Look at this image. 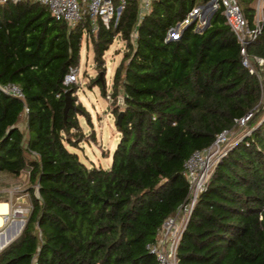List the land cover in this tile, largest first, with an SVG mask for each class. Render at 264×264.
Here are the masks:
<instances>
[{"label": "trees", "instance_id": "trees-1", "mask_svg": "<svg viewBox=\"0 0 264 264\" xmlns=\"http://www.w3.org/2000/svg\"><path fill=\"white\" fill-rule=\"evenodd\" d=\"M208 1L153 0L138 20L139 2L126 0L108 28L96 19L95 33L87 15L70 26L39 3L0 5V85H16L24 96L0 91V172L13 179L28 173L23 194L30 203L19 235L0 250V264H156L147 246L187 197L186 160L223 131L239 129L237 121L248 114V135L211 172L177 258L178 264H264V93L258 78L264 71L252 60L264 58V22L246 46L257 74L242 66L241 47L220 6L204 31L195 32L194 21L178 39L166 40ZM256 1L238 0L251 28ZM85 32L102 73L88 86L110 95L115 118L122 112L107 170L86 166L67 148L82 134L77 116L89 122L81 105L63 117L64 92L76 90L63 81L79 65ZM116 37L124 52L108 91L103 56Z\"/></svg>", "mask_w": 264, "mask_h": 264}, {"label": "built area", "instance_id": "built-area-1", "mask_svg": "<svg viewBox=\"0 0 264 264\" xmlns=\"http://www.w3.org/2000/svg\"><path fill=\"white\" fill-rule=\"evenodd\" d=\"M24 1H31L46 6L55 20L66 21L70 26H74L82 20L84 15H87L92 23L91 33H95L96 31L95 21L97 18H99L102 24L108 28L112 20H117L121 10L126 5V0H117V3L119 4L117 8L114 7L113 0H0V5L7 3L17 4ZM137 1L139 2L138 20H141L149 10L150 3L153 0ZM209 1L214 2L211 8L215 11L219 6L222 7V14L225 18V23L234 33L241 47L240 54L242 56V66L255 73L251 66L250 59L246 54V46L254 41L260 34L261 23L264 22L262 12L260 13V7L258 6L256 8L257 16L255 28H251L242 13L238 0ZM194 15L195 9L188 15V17H194L193 21H196V15ZM188 17L183 23L179 24V28L187 22ZM186 25H188V23ZM178 29H170L167 33L166 40H176L178 35H176L175 39H169L168 37L171 36L172 32H176ZM83 39L85 42L89 41V34L87 32L83 34ZM252 60L264 71V58L253 56ZM78 73L79 67L70 68L63 81L66 88H69L72 85L76 86L77 89L72 95H76L79 91ZM258 78L260 80L261 91L264 93V74L262 76L259 75ZM0 91L10 97L20 100L24 99L21 90L16 85H0ZM105 99L107 100L108 105L112 101L109 94ZM250 117L251 114H248L243 119L238 120L236 124L239 128L241 126L243 127ZM232 134L233 130L223 131L210 147L192 153V155L186 160L184 170L188 183L187 197L182 205H180L177 212L163 222L158 231L156 241L147 246L149 253L154 256L156 264H178V246L190 215L196 205L197 199L205 190L206 183L213 169L238 142L237 141L233 145L228 144V137ZM31 264H36V262L33 261Z\"/></svg>", "mask_w": 264, "mask_h": 264}, {"label": "rangeland", "instance_id": "rangeland-1", "mask_svg": "<svg viewBox=\"0 0 264 264\" xmlns=\"http://www.w3.org/2000/svg\"><path fill=\"white\" fill-rule=\"evenodd\" d=\"M263 5L264 4L262 0H257L255 3V8L259 6L261 13ZM212 10L213 9L210 6H207V2L198 5L195 8L196 16H194L196 17L197 22L195 32H202V29L205 26ZM193 19L194 17H188L187 22H185V24L182 25V27H180L176 32H172L171 36L168 38L175 39L176 35L180 34L183 26L192 22ZM123 52L124 43L119 37H116L113 43L104 53L103 61L105 68V83L108 91L112 85L113 72L120 63ZM78 67L79 73L77 78L79 83V91L76 95H72V97L76 98L75 107H77V105H81L88 114L89 122L83 115L77 116L81 126L82 134L79 139L72 137V141L76 144L75 148L69 146H67V148L70 152L77 154L79 160L86 166H93L107 170L111 165V157L120 136L116 130L115 116L110 112L107 100L101 95L100 87L95 85L94 87L90 88L88 86L89 82L101 72L95 67L89 41L85 42L84 39L81 43L80 61ZM92 134L94 138L92 137ZM247 135L248 131L246 128L241 126L239 129L233 130V134L228 137V144L233 145ZM107 155L108 157H106ZM2 177L4 179L0 177V191L2 190V193L6 194L4 197H6L7 200L10 196L13 197L11 207L14 208H9L8 214L4 219V227L0 229V234L11 231V241H13L15 238H17L21 229L23 228L25 218L30 209L28 198L22 201L15 199V197L23 195L24 191L26 190L25 186L28 175L23 172L17 181H12V183L11 180L7 179L5 176ZM3 194H0V196ZM6 202L7 201L0 203ZM6 245H8V243ZM6 245L0 247V250L6 247Z\"/></svg>", "mask_w": 264, "mask_h": 264}, {"label": "water", "instance_id": "water-1", "mask_svg": "<svg viewBox=\"0 0 264 264\" xmlns=\"http://www.w3.org/2000/svg\"><path fill=\"white\" fill-rule=\"evenodd\" d=\"M204 1H205V0H204ZM213 4H214L213 1H209V2H207V6L212 7ZM193 11H194V10H193ZM214 12H215V10H212V12H211L210 16L208 17L207 22H206L205 26L203 27L202 31H204L206 28H208L209 23H210V19H211V17H212V15H213ZM193 22H194V21H193ZM187 26H188V25L184 26V27L182 28V30H181L180 33H182V31H183ZM175 28L178 29V28H179V24H177ZM177 39H178V38H177ZM101 79H102V73L99 74V80H101ZM121 103H122V99L120 98V99H119V105H121ZM69 110H74V111H77V110H78V109L74 106V104L72 103V90H71V89H68V90H66V91L64 92V108H63V117H64V119L66 118V115H67V113H68ZM121 116H122V112H120V113L118 114V116L115 118V124H116V125L119 124L120 119H121ZM4 219H5V218H4ZM4 222H5V220H4ZM1 250H2V249H1Z\"/></svg>", "mask_w": 264, "mask_h": 264}, {"label": "bare ground", "instance_id": "bare-ground-1", "mask_svg": "<svg viewBox=\"0 0 264 264\" xmlns=\"http://www.w3.org/2000/svg\"><path fill=\"white\" fill-rule=\"evenodd\" d=\"M8 211H9L8 204L7 203H0V229L2 227H4L3 226L4 225V216H6L8 214ZM11 234H12L11 231H7V233L0 234V247H3L7 243L9 244L11 242V239H12Z\"/></svg>", "mask_w": 264, "mask_h": 264}, {"label": "crops", "instance_id": "crops-1", "mask_svg": "<svg viewBox=\"0 0 264 264\" xmlns=\"http://www.w3.org/2000/svg\"><path fill=\"white\" fill-rule=\"evenodd\" d=\"M27 175H28V173L27 172H25ZM2 176H5L7 179H9V180H11V183H12V181L13 182H15V181H17V179H13V178H11L10 176H8L6 173H3V172H0V177L1 178H3ZM4 179V178H3ZM27 180H28V177H27ZM25 188H27V183H26V186H25ZM23 191V190H22ZM3 191L1 190L0 191V194H3L2 193ZM1 196H6V194H3V195H1ZM26 198H28V196L26 195V194H23V195H19V196H17V197H15V199H17L18 201L20 200V201H22V200H25ZM7 202V204H8V206H9V208L11 207V205H12V202H13V197L12 196H10L9 197V199L8 200H6ZM4 218H5V216H4ZM4 224H5V222H4ZM4 226V225H3Z\"/></svg>", "mask_w": 264, "mask_h": 264}]
</instances>
